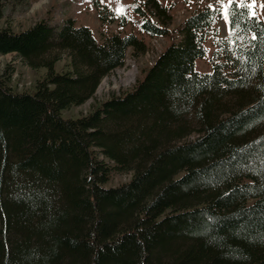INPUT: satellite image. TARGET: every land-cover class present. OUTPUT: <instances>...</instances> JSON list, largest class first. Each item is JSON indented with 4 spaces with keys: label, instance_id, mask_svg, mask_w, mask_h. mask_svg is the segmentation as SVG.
Segmentation results:
<instances>
[{
    "label": "trees",
    "instance_id": "obj_1",
    "mask_svg": "<svg viewBox=\"0 0 264 264\" xmlns=\"http://www.w3.org/2000/svg\"><path fill=\"white\" fill-rule=\"evenodd\" d=\"M140 3V32L169 36L170 7ZM93 5L101 25L127 24ZM244 12L232 17L243 39L218 41L209 73L195 62L221 15L204 7L130 90L74 119L62 111L92 98L128 51L144 54L143 39L98 41L71 17L0 28V55L44 71L32 93L0 75V264H264V43L249 39L264 22ZM112 173L131 178L104 188Z\"/></svg>",
    "mask_w": 264,
    "mask_h": 264
},
{
    "label": "rangeland",
    "instance_id": "obj_2",
    "mask_svg": "<svg viewBox=\"0 0 264 264\" xmlns=\"http://www.w3.org/2000/svg\"><path fill=\"white\" fill-rule=\"evenodd\" d=\"M101 4L108 6L117 15H122L126 21L125 26L118 23L101 25L93 0H5V12L0 19V28L9 27L14 32H20L39 20H44L51 25H58L63 19L71 17L77 26L89 27L94 37L101 41L105 36L113 33H134L142 38L147 50L139 57H133L128 51L123 66L116 68L105 76L92 98L83 105L72 107L62 111V117L66 119L78 118L87 114L96 105L112 95H121L130 90L137 81L141 80L147 69L153 64L156 57L177 37L176 30L190 14L209 5L218 6L217 0H159L169 6L172 14V25L169 27L171 34L167 37H151L144 35L139 29V17L132 12V7L140 5L142 0H99ZM251 3V0H247ZM264 0H256L254 11L257 17L264 22V8L261 5ZM228 27L220 16L216 21L215 29L205 41L206 54L195 62V70L199 73H209L211 64L219 62L223 51V44L218 41H228ZM66 67V57L61 54L60 61L56 64V70L62 71ZM7 71L10 77L8 85L16 93H32L37 80L44 71H35L24 65L15 54L0 55V75ZM131 173H112L110 180L103 185L104 188L117 187L130 180Z\"/></svg>",
    "mask_w": 264,
    "mask_h": 264
},
{
    "label": "snow or ice",
    "instance_id": "obj_3",
    "mask_svg": "<svg viewBox=\"0 0 264 264\" xmlns=\"http://www.w3.org/2000/svg\"><path fill=\"white\" fill-rule=\"evenodd\" d=\"M217 3L219 5L218 8H214L213 5H209V8L217 11L221 15L225 24L228 26V37L230 42H233V36H237L236 30L239 28V24L234 19H232V17L236 15V8L245 9L243 15H245L247 19L257 18V13L254 11L256 0H251V3H248L247 0H217ZM261 7L264 8V4H262ZM237 38L243 39V37L238 36ZM249 39H260L261 43H264V29L261 30V35L259 37L253 33Z\"/></svg>",
    "mask_w": 264,
    "mask_h": 264
}]
</instances>
